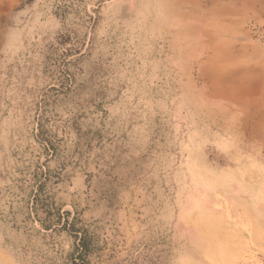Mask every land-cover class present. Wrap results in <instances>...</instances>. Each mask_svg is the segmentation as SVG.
Masks as SVG:
<instances>
[{
	"label": "rangeland",
	"instance_id": "1",
	"mask_svg": "<svg viewBox=\"0 0 264 264\" xmlns=\"http://www.w3.org/2000/svg\"><path fill=\"white\" fill-rule=\"evenodd\" d=\"M79 257L264 264V0H0V264Z\"/></svg>",
	"mask_w": 264,
	"mask_h": 264
},
{
	"label": "trees",
	"instance_id": "2",
	"mask_svg": "<svg viewBox=\"0 0 264 264\" xmlns=\"http://www.w3.org/2000/svg\"><path fill=\"white\" fill-rule=\"evenodd\" d=\"M49 216H45V218L43 219L42 221V225L45 226V228H49L50 224H46L44 222L46 221H49ZM79 242H80V248H81V251L79 252L80 254H82V250L84 248V245H85V237L84 235H82L80 238H79ZM82 246V247H81ZM70 264H85V262L79 257L78 259V262H75V261H71Z\"/></svg>",
	"mask_w": 264,
	"mask_h": 264
},
{
	"label": "bare ground",
	"instance_id": "3",
	"mask_svg": "<svg viewBox=\"0 0 264 264\" xmlns=\"http://www.w3.org/2000/svg\"><path fill=\"white\" fill-rule=\"evenodd\" d=\"M234 54V53H233ZM231 55V54H230ZM233 56V55H232ZM239 55H237V58H238ZM234 58V57H233ZM236 58V57H235ZM243 58V57H242ZM245 59V58H243ZM241 60V59H240ZM238 61V60H237ZM252 68V67H251ZM230 69V68H229ZM253 69V68H252ZM260 69V68H259ZM250 70V69H249ZM254 70V69H253ZM247 71V70H246ZM256 72V71H255Z\"/></svg>",
	"mask_w": 264,
	"mask_h": 264
}]
</instances>
